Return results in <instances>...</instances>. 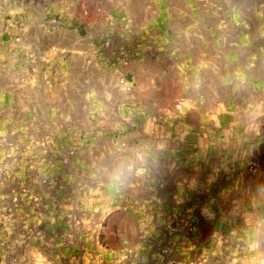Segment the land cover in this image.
Listing matches in <instances>:
<instances>
[{
  "label": "rangeland",
  "instance_id": "1",
  "mask_svg": "<svg viewBox=\"0 0 264 264\" xmlns=\"http://www.w3.org/2000/svg\"><path fill=\"white\" fill-rule=\"evenodd\" d=\"M11 6L0 3V75L43 79V113L19 118L43 122L20 137L43 145L28 177L38 191L43 180L49 239L74 232V264L86 249L90 264H264V0ZM77 40L94 44L102 95L87 115L60 97L80 69L56 47ZM62 203L91 205L97 223H50Z\"/></svg>",
  "mask_w": 264,
  "mask_h": 264
},
{
  "label": "crops",
  "instance_id": "2",
  "mask_svg": "<svg viewBox=\"0 0 264 264\" xmlns=\"http://www.w3.org/2000/svg\"><path fill=\"white\" fill-rule=\"evenodd\" d=\"M13 2L14 0H0L3 6L12 3L10 9L5 10L12 14L17 11L13 8ZM88 38L84 36L78 39ZM80 40H77L73 48L62 45L56 47L58 57H62L64 63L69 61L70 64L78 63L80 69L73 85L70 86L68 81H64L63 92L59 95L62 99H66L65 103L62 100V104L72 106L69 112L87 115L95 107V98H101L102 95L96 88L94 71L89 66L94 44L89 43L90 46H86ZM8 46L4 48L5 51L8 50L12 60L17 62L19 47L13 41ZM17 67L15 64L13 68ZM99 83L106 85L109 82L102 76L99 78ZM115 85L119 87L118 77ZM70 90L75 93L69 94ZM71 98L74 100L71 101ZM20 113L33 116L43 113V79L35 74L21 76L19 71L10 75L2 74L0 75V130L10 128L17 131V136L14 133L10 137L0 134V264H74L76 259L74 256L80 252L74 244V232L69 234L64 231L60 235L58 232L55 235L51 232L54 237L49 239L46 229L43 232V225L49 223L43 218V210H47V207H43V180L42 185H39V191L29 183L28 176L30 171H33L34 162L40 156L43 157V145L41 139L21 138L20 130L32 129L35 126L43 128V122L38 121L36 124L34 119L30 122L20 121ZM30 161L33 163L28 165L27 162ZM57 210L50 222L56 226L69 227L77 219V222L80 221L83 226L97 223L89 204L62 203ZM64 236L70 237L74 246L63 244ZM78 259L79 264H90L89 251L86 249Z\"/></svg>",
  "mask_w": 264,
  "mask_h": 264
},
{
  "label": "built area",
  "instance_id": "3",
  "mask_svg": "<svg viewBox=\"0 0 264 264\" xmlns=\"http://www.w3.org/2000/svg\"><path fill=\"white\" fill-rule=\"evenodd\" d=\"M106 44L108 45L109 43ZM119 83L126 87L128 90H132L135 87L133 82H128L124 78L120 79Z\"/></svg>",
  "mask_w": 264,
  "mask_h": 264
},
{
  "label": "clouds",
  "instance_id": "4",
  "mask_svg": "<svg viewBox=\"0 0 264 264\" xmlns=\"http://www.w3.org/2000/svg\"><path fill=\"white\" fill-rule=\"evenodd\" d=\"M161 147H163V146H161ZM110 179L116 181V180H121V179H123V177H122L120 174H116V175L110 177ZM258 190H259V189H258Z\"/></svg>",
  "mask_w": 264,
  "mask_h": 264
}]
</instances>
